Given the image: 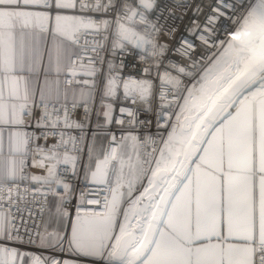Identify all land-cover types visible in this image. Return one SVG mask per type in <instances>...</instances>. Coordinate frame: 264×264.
<instances>
[{"label": "snow or ice", "instance_id": "obj_1", "mask_svg": "<svg viewBox=\"0 0 264 264\" xmlns=\"http://www.w3.org/2000/svg\"><path fill=\"white\" fill-rule=\"evenodd\" d=\"M0 264H264V0H0Z\"/></svg>", "mask_w": 264, "mask_h": 264}]
</instances>
